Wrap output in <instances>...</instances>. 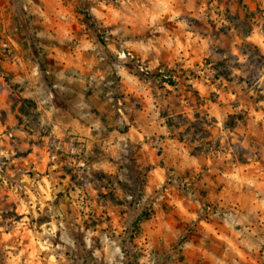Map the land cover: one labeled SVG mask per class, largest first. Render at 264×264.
I'll list each match as a JSON object with an SVG mask.
<instances>
[{
	"label": "rangeland",
	"instance_id": "rangeland-1",
	"mask_svg": "<svg viewBox=\"0 0 264 264\" xmlns=\"http://www.w3.org/2000/svg\"><path fill=\"white\" fill-rule=\"evenodd\" d=\"M0 81V179L63 163L0 194L14 264H264V0H0ZM73 119L108 145L54 152Z\"/></svg>",
	"mask_w": 264,
	"mask_h": 264
},
{
	"label": "crops",
	"instance_id": "crops-1",
	"mask_svg": "<svg viewBox=\"0 0 264 264\" xmlns=\"http://www.w3.org/2000/svg\"><path fill=\"white\" fill-rule=\"evenodd\" d=\"M7 90L8 88L5 86V84L0 81V106L4 109L7 108L5 101L7 97ZM9 92H13V89L10 88ZM42 119L44 120V117H42L41 120ZM73 125L75 130L70 129V131L57 125L52 129V134L50 136L61 139L64 137H71L72 139L73 137H76V142H72V144L75 146L73 148L75 153H78L81 150L90 149L94 144L101 145L102 143H107L108 145V142L105 139L104 141L106 142L103 141V138H100V132L93 130L94 128L86 127L84 124L80 123L79 119H73ZM17 131V127L13 129L14 135H17ZM102 136H104V133ZM113 136H115V134H113ZM41 138L43 140L42 143L39 145H35V143L27 145L25 154L19 157V159L14 158L12 162H10V165H13V172L11 173V176L21 170L25 172L24 176L12 179L9 175L8 178L6 177V179H0V194L7 196L8 200H14L16 203L18 202L20 205L26 203L27 207L25 208L28 210H32L35 201H46V199H48L53 193V189H56L58 186V182H55L46 175H42V173H44L45 170L50 171L51 169H58L56 167L63 164L58 159H55V156L52 155V157H50V153L48 152V138ZM62 140H59V142L56 143L57 147L55 148L54 152H59V147L62 145L65 146L67 144L64 142V140ZM16 141L17 139H14V142ZM9 151L14 153V148L6 149V153ZM18 189L19 194H16ZM11 235V232H3L1 234L2 242L0 241V248H3L4 255L7 257L9 263L14 264L17 262V260L21 259L22 256H14L15 253H13L12 250L13 243L10 241ZM24 250L28 251L29 246L25 245V248L20 251V254Z\"/></svg>",
	"mask_w": 264,
	"mask_h": 264
},
{
	"label": "trees",
	"instance_id": "trees-1",
	"mask_svg": "<svg viewBox=\"0 0 264 264\" xmlns=\"http://www.w3.org/2000/svg\"><path fill=\"white\" fill-rule=\"evenodd\" d=\"M206 123V125L209 127L210 126V124L209 123H207V122H205Z\"/></svg>",
	"mask_w": 264,
	"mask_h": 264
}]
</instances>
